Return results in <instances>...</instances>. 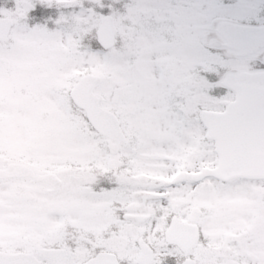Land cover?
<instances>
[{
	"label": "rangeland",
	"instance_id": "rangeland-1",
	"mask_svg": "<svg viewBox=\"0 0 264 264\" xmlns=\"http://www.w3.org/2000/svg\"><path fill=\"white\" fill-rule=\"evenodd\" d=\"M65 2L64 18L50 30L29 24L17 0H0V16L13 20L7 39L0 41V168L17 162L62 180L57 192L31 178L0 180V250L4 252L37 253L41 247H61L73 234L95 238L114 224L121 226L107 204L113 200L111 208L119 210L115 205L125 202L122 192L132 186L130 178L121 172L118 182L113 179L119 188H113L105 202L93 184H84L90 174L106 173L116 165L110 161L105 137L92 129L84 111L70 99L71 88L85 74L103 78L96 95L102 107L121 120L126 143L120 156L136 158L137 167L170 179L199 157L206 166H217L215 144L200 114L204 109L224 111L235 99L231 89V94L219 98L210 95L198 68L225 66L218 86L226 87L224 82L232 75L261 72L264 67V53L256 60L232 50L212 54L222 24L213 23L212 9L203 0ZM101 9L115 18L117 36L111 50L98 45L93 50ZM204 14L209 19L206 34ZM42 43L52 47L50 56L39 53ZM117 87L125 95L114 104ZM144 182L135 189L137 196L155 186L146 176ZM207 182L206 188L191 182L177 187L172 199L183 209L200 207L206 213L199 261L264 264V228L257 235L248 231L253 218L264 214V180L209 178ZM27 190L34 200L25 198ZM157 203H149L151 209ZM58 204L67 215L51 212ZM130 204L123 213L137 208ZM136 236L137 230L126 225L111 248L123 247ZM131 247L135 256L139 249Z\"/></svg>",
	"mask_w": 264,
	"mask_h": 264
},
{
	"label": "water",
	"instance_id": "water-1",
	"mask_svg": "<svg viewBox=\"0 0 264 264\" xmlns=\"http://www.w3.org/2000/svg\"><path fill=\"white\" fill-rule=\"evenodd\" d=\"M113 22L112 16L105 15L101 20L102 25L98 28V40L104 49L115 45L116 28ZM11 25L10 19L0 20V39L7 36ZM252 32V30H244L241 34ZM39 51L50 55L52 48L47 43H43ZM101 81L100 77L86 75L73 87L71 97L79 107L87 111L88 119L97 131L120 141L123 132L119 120L114 114L100 107L99 99L93 93L96 85ZM225 84L235 91V101L230 103L225 112L204 111L202 114L209 136L216 141L220 158L218 167L215 170L209 169L208 174L223 180L239 176L264 178V74H241L228 78ZM123 95L124 90L117 88L113 101L117 103ZM14 176H30L34 180L47 181L55 190L60 184L59 179L51 174H33L29 167L16 163L7 164L5 169H0V178ZM52 209L53 212L59 211L63 214L66 212L60 206ZM254 221L251 232L256 233L264 226V216H259ZM52 250L54 249H40L39 252L43 254ZM34 257L31 253H0V259H3L5 264H9L10 261L12 264H20L21 258L26 262L28 258Z\"/></svg>",
	"mask_w": 264,
	"mask_h": 264
},
{
	"label": "snow or ice",
	"instance_id": "snow-or-ice-1",
	"mask_svg": "<svg viewBox=\"0 0 264 264\" xmlns=\"http://www.w3.org/2000/svg\"><path fill=\"white\" fill-rule=\"evenodd\" d=\"M203 2L212 9L214 24L235 21L241 27L253 30L252 33L237 34L223 27L216 41L215 50L212 52L213 55H223L224 50L232 49L256 60L260 53H264V0H235V2L233 0H203ZM17 3L29 24L45 26L50 30L55 29L64 18V8L67 7L65 0H17ZM72 12L73 15L77 14L75 5ZM99 14L108 15L104 9H101ZM254 20L260 25L258 31H256L258 24L253 23ZM96 45L103 47L100 41L96 40L93 50H96ZM224 70L226 69L223 65L215 69L207 66L198 68V71L203 73L202 78L208 82L209 94L217 98L225 93L231 94L230 89L218 86L221 84V75ZM116 235L112 233L105 239L102 232L95 238L83 232L79 236L73 234L63 241L61 247L48 253L37 254L34 258H28L26 262L24 258H21L20 264H104V260L108 258L106 254L111 250ZM108 259L110 264H121L125 258L113 255ZM171 261L172 257L168 256L166 259L153 261V264H171ZM0 264H5V261L0 259ZM9 264L12 262L10 261ZM128 264L131 262L129 261Z\"/></svg>",
	"mask_w": 264,
	"mask_h": 264
},
{
	"label": "flooded vegetation",
	"instance_id": "flooded-vegetation-1",
	"mask_svg": "<svg viewBox=\"0 0 264 264\" xmlns=\"http://www.w3.org/2000/svg\"><path fill=\"white\" fill-rule=\"evenodd\" d=\"M235 2V0H233ZM203 23H204V34L206 32H209V19L207 18V15L204 14L203 16ZM253 23H257L258 27H260L259 23L257 21H253ZM221 27L219 28V33L221 34V29L223 27H226L228 31H231V28L233 26H238L241 27L240 24L236 23L235 21H228L226 24L221 23ZM219 34V35H220ZM217 40V39H215ZM216 44V41L214 42ZM227 50H232V49H227ZM264 71V70H263ZM106 139V138H105ZM107 140V139H106ZM126 140V139H125ZM120 144L119 148V154L117 155H112L110 157L111 163H116V165H111L110 168L107 170L106 173H92L88 177L85 178L84 184L89 185V183L93 184V190L94 192H100L103 194V199L102 201L105 202V198L108 197L111 198V191L113 188H119V185L114 186L113 184V179L118 182V176L121 172H124L126 175L125 177L130 178V183L132 182V186L126 189V192H122L123 197L126 196V200L123 203H116L115 206L119 210L116 209V212L113 208H111L114 204V201L112 200L107 204L108 206V212H112V217L114 218V221L117 220V222L121 223V226L118 225V223L115 225H112L111 229L109 232L103 231L104 237L107 235V238L112 234V233H124L125 232V226L128 225L129 227H132V229L137 230V238L129 240V243L125 244L123 247H113L109 251V253L117 256H123L125 259L121 261V264H128L130 261L131 264H136L137 263V255L138 253L134 256L131 246L133 248L137 247L139 248V244L141 241L147 242L150 247L153 248V257L155 258L154 261L156 260H163L166 259L168 256L172 257L171 264H179L183 263L185 260H188L189 258L193 259L196 264H202L199 261V257L197 256V253L200 251V244L203 241V231L204 227L202 224V219L205 216V211L202 209L201 214L198 218V220L195 222L198 227H199V234H201L199 243L196 247L191 248L188 252H185L180 246H178L175 243H170L168 241V238L170 239H175L178 237L176 232L171 231L167 235V232L170 231L172 228V223L174 219H177L182 223V224H193L194 221H191V211L192 209H183L178 203L173 202V198L175 197V189L177 187H181L183 185H186L191 182V184L197 185L200 184L202 185L203 182H193V181H183L179 183H175V185L171 184V179H168L166 176L163 178L161 177V172L157 171V173H148V181H150L154 188L153 190H143L138 192L140 200H138L137 193L134 192L135 189L143 187L146 183L144 182V177H145V171L141 169L140 167H137L138 165L134 162L136 158H129V157H124L120 156V149L123 146L124 143ZM108 142V140H107ZM109 145V142H108ZM133 155V154H131ZM130 155V157H131ZM199 161H197L194 165L189 166L188 168H185V170H180L179 172H185L188 171L189 173L196 174L199 172H202V169L206 168V164H204V159L203 158H198ZM195 166V167H193ZM178 173V172H177ZM176 175V174H175ZM77 177H82L81 175ZM124 178V177H122ZM174 178V177H173ZM124 181L126 183H129L128 180L124 178ZM123 183V182H122ZM83 184V183H82ZM101 190V191H100ZM122 191V189H120ZM147 192H156V193H161V194H168V197L165 198H159L155 199L157 201V206L153 209H151L150 205L146 204L148 208V211L140 212L138 211L143 205L141 203V199ZM126 194V195H125ZM106 196V197H105ZM133 198H137V202H133L130 204ZM130 206H137L135 210L132 213H123L125 208H128V205ZM169 204H170V209H169ZM117 214V216H116ZM121 227V229H119ZM110 233V234H108ZM123 238V236H120ZM131 247V248H130ZM171 250V251H169ZM134 257V258H133Z\"/></svg>",
	"mask_w": 264,
	"mask_h": 264
},
{
	"label": "bare ground",
	"instance_id": "bare-ground-1",
	"mask_svg": "<svg viewBox=\"0 0 264 264\" xmlns=\"http://www.w3.org/2000/svg\"><path fill=\"white\" fill-rule=\"evenodd\" d=\"M146 210V206L144 205V206H142V208H140L138 211H140V212H144Z\"/></svg>",
	"mask_w": 264,
	"mask_h": 264
}]
</instances>
